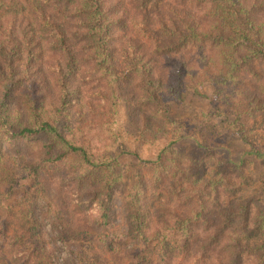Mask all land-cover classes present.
<instances>
[{
	"label": "trees",
	"instance_id": "1",
	"mask_svg": "<svg viewBox=\"0 0 264 264\" xmlns=\"http://www.w3.org/2000/svg\"><path fill=\"white\" fill-rule=\"evenodd\" d=\"M206 83L214 114L233 116L224 129L249 146L239 160L205 139L199 155L175 147L188 135L170 101ZM123 100L135 155L171 141L130 165L115 239ZM254 160L264 164V0H0V264H54L47 226L86 244L88 264H264ZM19 161L33 183L7 205Z\"/></svg>",
	"mask_w": 264,
	"mask_h": 264
},
{
	"label": "rangeland",
	"instance_id": "2",
	"mask_svg": "<svg viewBox=\"0 0 264 264\" xmlns=\"http://www.w3.org/2000/svg\"><path fill=\"white\" fill-rule=\"evenodd\" d=\"M197 95L194 92L188 94L184 102L170 101L173 110V119L178 125H184L187 138L176 144V149L183 154L199 155L194 139H205L212 144L227 145L232 148L233 158L239 160L243 153L249 150L247 143L240 140L237 136L227 133L224 125L233 120V116L221 112L214 114V108L217 105L216 98L213 94L212 87L206 83L202 86ZM126 100L120 105V114L118 119V127L123 135L116 146L110 149L113 156L118 158L124 184L119 188L117 193L116 212L117 217L113 223L112 231L115 239H122L127 230L124 225L123 197L132 192L127 172L131 164L140 160H155L161 150L171 141L167 134L158 135V139L153 144H144L138 146L137 155L135 151V138L138 135V129L131 124L129 110ZM137 149V148H136ZM252 159V157H250ZM18 175L20 177V186L16 190L14 196L5 201V204L12 205L17 202L24 191L33 183L21 167V161L17 163ZM264 175V164L254 160L252 166V176L259 179ZM249 197V195H247ZM47 233L50 241H52L53 249L56 253L54 264H88L87 245L65 237L60 229L47 226ZM168 237L173 241H181L183 236L176 232H169Z\"/></svg>",
	"mask_w": 264,
	"mask_h": 264
}]
</instances>
